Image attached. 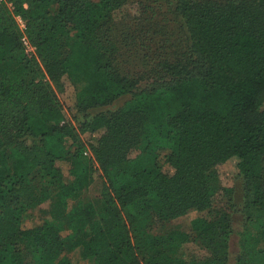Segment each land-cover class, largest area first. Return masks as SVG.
I'll return each mask as SVG.
<instances>
[{"label":"trees","instance_id":"16d2710c","mask_svg":"<svg viewBox=\"0 0 264 264\" xmlns=\"http://www.w3.org/2000/svg\"><path fill=\"white\" fill-rule=\"evenodd\" d=\"M126 1L0 0V264H186L164 247L196 220L199 245L223 264L238 179L234 264H264V0H172L187 51L156 61L158 81L141 90L107 39ZM140 139L163 154L142 183L125 156Z\"/></svg>","mask_w":264,"mask_h":264},{"label":"rangeland","instance_id":"374dc122","mask_svg":"<svg viewBox=\"0 0 264 264\" xmlns=\"http://www.w3.org/2000/svg\"><path fill=\"white\" fill-rule=\"evenodd\" d=\"M107 30V39L115 47V68L119 74L136 80L137 90L146 89L153 81L157 80L155 75L156 61L173 63L181 56L183 57L187 51L186 33L180 19L172 12V0H127L119 9L113 10L109 14ZM128 99V96L121 97L109 106L89 111L88 115L112 111ZM262 109L264 110V103ZM65 146L68 148V144ZM144 148L145 141L140 139L138 144L125 154L128 160H139L144 174L138 179L140 183L150 179L153 170L161 165L163 155L162 152L160 154L147 153ZM262 164L264 182V159ZM218 175L220 182L224 184L231 176V171L224 167L218 169ZM121 180L118 178L117 181ZM95 183L97 186L98 181ZM92 187L95 186H91L89 191ZM211 201L212 205L216 206L222 201V198L214 193ZM231 202L234 208L230 214L227 256L223 264H234L238 254V234L244 229L241 215L242 187L239 179L234 182ZM188 217L191 220L200 216L198 213L192 212ZM31 218L32 220L26 224L27 227L35 224V213L31 214ZM201 227V221L196 220L187 241L165 246L166 254L175 261L186 264H215L214 258L199 245L197 234ZM68 234L69 230L63 225L61 235L66 237ZM64 256L70 258L73 256V260H76L74 254H69L67 246L64 247ZM78 262L79 264H92L90 260Z\"/></svg>","mask_w":264,"mask_h":264},{"label":"built area","instance_id":"2783aa9c","mask_svg":"<svg viewBox=\"0 0 264 264\" xmlns=\"http://www.w3.org/2000/svg\"><path fill=\"white\" fill-rule=\"evenodd\" d=\"M15 22H16L18 28L20 30H23V23H22V21L20 20L19 17H15ZM20 42H21V45L23 47V50H24L25 54L29 55V54L33 53L32 47L28 44V42H27V40H26V38L24 36L21 37ZM83 154L86 155V156L90 155L88 150L85 151Z\"/></svg>","mask_w":264,"mask_h":264}]
</instances>
